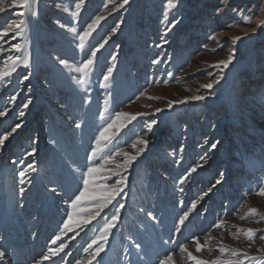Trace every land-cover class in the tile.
<instances>
[{"label":"rangeland","instance_id":"rangeland-1","mask_svg":"<svg viewBox=\"0 0 264 264\" xmlns=\"http://www.w3.org/2000/svg\"><path fill=\"white\" fill-rule=\"evenodd\" d=\"M174 3L166 9L167 0H33L35 15L18 16L24 11L19 5L0 13V32L26 21L21 36L14 29L0 36V67L9 55L28 59L0 79V135L21 124L0 148V264H160L169 255L171 264H257L245 253L264 264V196L257 194L264 187V0ZM98 16L104 19L80 48L79 35ZM96 49L81 85L82 74L74 69ZM232 51V62L217 66ZM109 67L113 72L105 81ZM213 80L212 89L202 87ZM196 95L205 99L185 100ZM176 101L184 102L168 107ZM118 112L142 115L111 129L112 140L101 141L90 160L100 131ZM140 138L149 141L137 144L143 152L127 168H117L123 153L136 155L132 145ZM28 164L35 171L20 177ZM93 164L105 169L95 178L97 186L122 178V190L88 225L84 212L65 231L71 200ZM197 164L202 166L190 171ZM250 208L257 213L248 214ZM113 215L107 240H97ZM247 229L262 231L249 240ZM61 243L63 252L43 259ZM101 243L103 251L93 258ZM25 244L35 248L31 257ZM233 249L240 254L233 256Z\"/></svg>","mask_w":264,"mask_h":264},{"label":"snow or ice","instance_id":"snow-or-ice-1","mask_svg":"<svg viewBox=\"0 0 264 264\" xmlns=\"http://www.w3.org/2000/svg\"><path fill=\"white\" fill-rule=\"evenodd\" d=\"M83 2V0H81V3ZM128 0H123V4H127ZM5 5V0H0V13H5L7 11V7H14L16 5H19L21 8L24 9V11H21L18 13V16L20 17H25V16H30V15H35V11L33 9V0H12L11 5L8 6H4ZM122 6V5H121ZM76 9L78 10L80 8V3H77L75 5ZM176 7V4L174 3V0H167V4H166V9H171ZM65 11H67V9H65ZM72 16H76L77 12H72L71 13ZM104 17L102 16H98L96 17V19L93 21L92 24L88 25V29L86 31H84L82 34L79 35V40H80V44L79 47L83 48L84 47V41L85 38L90 36L92 34V31L95 29V26L101 21L103 20ZM25 23L26 21L24 19H20L18 21H13L12 23L7 25V28L0 32V36H6L9 30H15V36H21L23 31H24V27H25ZM260 26H264V20H262L260 22ZM70 31H74V29H69ZM113 31H115V29H113ZM234 39H240V37H235ZM21 47L20 44H12L11 48L12 49H16L19 50ZM100 47H103V44L100 45ZM99 49L93 50L91 52V56L84 60L78 67H76L74 70L77 73H81V77L79 78V80L77 81L79 84L81 85H85L87 84V77L89 75V72L93 66L94 60L93 58L96 56V52ZM0 52H3V49L0 48ZM234 51L230 52L227 59L225 60H221L218 62V65H223L224 67H227L233 60L234 58ZM18 62H22L24 65L28 64V59L27 57H25L23 59V61H21V58L19 56H12L9 55L7 56L6 59H4L3 61V66L0 67V79H5L11 76V74L16 70V65ZM59 63L61 65H64L66 68L71 69V65H69L68 61L61 59L59 61ZM113 72V68L109 67L107 69V73L104 75V80L107 81L109 79V77L112 75ZM23 79L27 80L28 77L25 76ZM219 78H217L218 80ZM217 80H213L210 81L204 85H202L203 88L205 89H212L213 85L217 82ZM205 99L204 96H191V97H186L185 100H203ZM184 101H176V102H170L168 104V107H172L173 103H183ZM28 104L25 103L24 104V108H27ZM157 112L163 111V109H156ZM24 111H21L19 113V115L21 117L24 116ZM5 115L4 112H0V116ZM142 115L141 113H137L136 115H132L129 113H125V112H118L115 115V118L113 119L112 123L108 124L106 128H104L102 131H100L99 133V138L96 141V147L92 150V156L89 157V159L91 160L93 156H96L97 153L100 152V144L101 141L104 142H110L113 138V136L115 135V133H111L110 130L115 128L117 131H119V129H122L126 126L127 122H130L132 120H135L137 118V116ZM157 121L153 120L147 127L149 129L152 128V126L154 124H156ZM21 127L20 123H16L14 127H12L10 132H5L3 135H0V148H2L5 144V141L8 140V138L17 131V129H19ZM77 127H79V125H77ZM149 143V141L147 139L144 138H140L137 140L136 143H134L132 145L133 148H137V144L143 145V146H147ZM216 144L212 145V148H215ZM144 148H137V152L136 155H129L128 153H123L125 159L123 161L122 164H118L117 168H127L128 165H130L132 163V161H134L136 159V156L140 155L141 152H143ZM32 152L35 153L36 149L33 148ZM201 159L203 160L204 158L201 157ZM112 160V157L109 156L107 157V159L104 160V164H107L109 161ZM202 165L197 164L195 167H193L192 169H190V171L195 172L197 168L201 167ZM105 170L104 169V165L103 164H93L92 166H89L87 168V171L84 173L83 175V187L82 189L79 190V194L75 195V198L71 200L70 203V211H68V219L64 221V230L65 231H72L73 228V222H74V218L81 216L82 213L87 212V216L86 218H83L82 223L83 225H88L92 220L96 219L97 216L100 215V213L109 205L113 202V200L116 199L117 195L120 194L121 190H122V185L124 184V180L118 179L116 181L115 184L111 185L110 187L108 186H104V187H100L97 186L95 183V178L96 176L102 171ZM28 171H35V168L33 167L32 164H28L27 168L24 171H21L19 173L20 177H24L26 175V173ZM106 171H111L114 175H118L117 172H115V170H106ZM221 176H223V173L220 174ZM217 184L220 183V180L216 181ZM52 191H55V189H51ZM21 192L24 191L23 188L20 189ZM258 195H262L264 196V187L259 189V192L257 193ZM205 195H207V193H205ZM88 203L90 205H93V207L91 209H85L84 208V204ZM120 207H123V205H120ZM196 204L195 202L192 204V208H195ZM117 214L119 212V209L116 210ZM257 213V209L255 208H250L249 209V213L248 214H256ZM189 213L185 212L180 218H179V223L183 224L184 221L187 219ZM149 216H151V213H149ZM244 217H241V219H243ZM262 219H264V217H262ZM117 220V215H113L111 217V220L107 221L103 228L100 231V235L97 237V240H102V241H106L109 232L111 231V229L114 227L115 222ZM76 226L79 227L80 226V222L77 221L76 222ZM223 226V221H221L220 223H218L217 225H215V227L219 228ZM177 231H179V229H177ZM258 231H262V230H253V229H247L245 230V234L247 235L249 240H252L253 237L255 236L256 232ZM64 234V231L61 232V235ZM261 239H264V236L260 237ZM60 236H56L55 240H59ZM55 240L53 241L55 243ZM96 240H93L92 244H96ZM92 244L88 245V249L92 248ZM103 247L104 245L101 243L95 250V253H92L91 255L94 256L95 255H99V253L101 251H103ZM137 247H139L137 245ZM65 248V245L63 243H61L59 245V247L57 248H49L47 254L43 257V259L48 260L51 259L54 256H57L59 253L63 252ZM88 249H85V251L87 252ZM201 250V245L199 244L198 240H197V251ZM181 251L182 252H186L187 249L185 246L181 245ZM219 251L224 252L226 251L225 248L221 247L219 249ZM239 250H232V255L233 256H237L239 255ZM5 255V253L3 251H0V257H3ZM188 257L192 260H196V257L193 256L190 252H188ZM244 258L247 259H252V260H257V264H260L259 258L258 257H249L246 253L244 254ZM172 262V257L171 255L167 256L165 258V260H162L160 262V264H171ZM75 264H85L84 261L82 260H77L75 262ZM90 264V262H89ZM196 264H209V262L204 261V260H196ZM211 264H239V262L236 261H220V260H216L211 262Z\"/></svg>","mask_w":264,"mask_h":264},{"label":"bare ground","instance_id":"bare-ground-1","mask_svg":"<svg viewBox=\"0 0 264 264\" xmlns=\"http://www.w3.org/2000/svg\"><path fill=\"white\" fill-rule=\"evenodd\" d=\"M24 249H26V250L28 251V253H29V256H30V255L32 256V253H33V252H35V248H34V249H32V248H31V246H29V245H26V244H25V246H24ZM26 253H27V252H26ZM31 256H30V257H31ZM18 260H20V258H19V257H18Z\"/></svg>","mask_w":264,"mask_h":264}]
</instances>
